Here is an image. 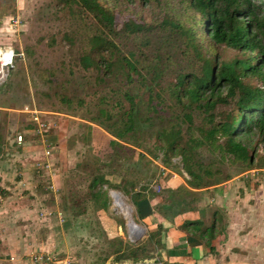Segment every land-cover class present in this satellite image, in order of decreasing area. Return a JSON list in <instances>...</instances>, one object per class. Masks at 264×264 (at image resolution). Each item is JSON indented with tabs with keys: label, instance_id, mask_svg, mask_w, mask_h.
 <instances>
[{
	"label": "rangeland",
	"instance_id": "obj_1",
	"mask_svg": "<svg viewBox=\"0 0 264 264\" xmlns=\"http://www.w3.org/2000/svg\"><path fill=\"white\" fill-rule=\"evenodd\" d=\"M103 1L114 10L117 29L121 32L114 40L121 53L135 59L141 71L131 79L120 75L98 81L96 69L81 67L79 57L89 47L87 35L95 28L92 16L79 19L60 0H0V46H11L24 53L17 57L7 78L0 80V264H60L58 261L65 258L73 264H103L108 258L100 259L110 257L125 244H120L119 238L109 239L106 235L102 214L98 212L101 208L92 199L88 187L94 174L111 179L119 175L124 186L126 181L130 188L127 193L107 183L101 185L109 194L106 215L125 226L126 243L132 245L143 241L145 232H136L138 237L130 235V220L139 224L134 218L133 195L141 191L168 195V183L161 184L160 191L154 185L160 184L158 181L165 179V175L178 174L185 179L188 176L180 171V156L172 158L177 162L176 168L165 167L156 143L159 129L181 121L170 87L179 74L199 72L202 57L212 56L216 51L232 57L234 52L201 42L199 37L191 45L187 44L188 38L181 29L191 26L192 22L191 9L184 0L144 4L131 0ZM16 19H20L19 25H15ZM129 19L152 25L153 29L122 30ZM145 37L149 42L141 44ZM131 52H135L134 57ZM197 52L201 53L200 57ZM147 85L154 86L155 91L159 87L165 89L164 101L159 107L164 109L153 113L152 123L142 122V129L133 134L132 148L112 147L108 137H113V130L122 127V117L129 106L124 93L131 92L140 98L141 116L146 115L149 113ZM198 113L194 116L196 125H207L202 113ZM182 127L186 130V124L182 123ZM17 133L24 135L23 144L15 142ZM45 133L52 135L49 154L48 143L40 141L46 138ZM253 139L254 143L260 141L259 136ZM56 140L66 142L65 147L59 145L56 150L53 146ZM195 159L210 163L214 176L206 178L202 173L209 182L252 170L264 173L262 165L242 170L240 163L221 162L220 153H212L207 147H199ZM39 161L47 163L40 168ZM255 161L264 165L262 141ZM114 179L109 182L116 183ZM62 189L64 193L57 195ZM115 193L130 206L128 215L114 204ZM175 193L185 198L190 194L184 187ZM56 204L62 209L59 217L52 209ZM74 213L80 218L77 222ZM67 221L71 222L70 230L58 229ZM60 245L62 249L57 252L54 246L60 248Z\"/></svg>",
	"mask_w": 264,
	"mask_h": 264
},
{
	"label": "trees",
	"instance_id": "obj_2",
	"mask_svg": "<svg viewBox=\"0 0 264 264\" xmlns=\"http://www.w3.org/2000/svg\"><path fill=\"white\" fill-rule=\"evenodd\" d=\"M131 1L144 4L159 0ZM184 1L191 9L189 17L191 16L192 22L191 26L181 29L188 38L187 44L191 45L192 40L199 37L201 42L207 41L212 46L217 44L225 50L234 52L232 57H224L216 51L212 56L202 57L199 72H185L177 76L170 90L174 104L179 108L181 121L179 124L163 127L156 133V143L165 167L176 168L174 166L177 162H173L172 158L180 156L182 162L180 171L188 175L185 179L187 184L194 188H202L228 180L234 175H226L222 180L216 178L207 181L205 177L212 178L214 171L211 170L210 163L205 164L202 160L195 159V151L199 147H207L212 153L219 152L221 162L228 161L231 165L240 163L242 170L256 168L258 165L264 166L261 162L258 164L255 161L258 144L262 141L264 145V0ZM60 2L63 7L70 10L71 15H77L79 19L92 16V26L95 28L87 35L89 47L79 57L81 67L96 69L98 81L120 75H126L131 79L134 73L141 74L136 60L130 55L122 54L114 40L121 32L117 29L115 13L111 7L103 0ZM126 29L130 32L137 30L144 32L153 28L152 25L146 26L129 19L122 28L124 31ZM145 38L141 44L149 42V38ZM130 54L132 57L135 56V52ZM196 55L200 57L201 53L197 52ZM147 88L149 113L143 116L139 102L141 99H137L131 92L124 93L123 98L129 106L122 117V127L113 130L111 133L113 137H108L112 147L132 148L130 145L134 144L130 142L134 140L133 134L142 129V122L152 123L153 113L164 109L159 107L164 101L165 89L159 87L155 91L154 86L148 85ZM196 111L198 114L202 113L207 125L204 123L196 125L194 118ZM182 123L186 124V130L183 129ZM101 131H98L100 135ZM49 134L46 133L45 136L47 141L51 142L52 135ZM254 136H259L260 141L254 143ZM105 183L130 192L126 181L124 186L122 180L111 183L106 175L94 174L88 187L92 199L97 202L99 208L106 209L110 203L107 190L101 187ZM169 192L168 195L152 194L158 195L163 201L173 202L174 206L175 203L179 206L184 205L185 197L175 198L176 193ZM159 209L165 217L170 212L173 214L176 212L172 210L173 205L167 203L159 206ZM73 215L78 216V213ZM223 226L222 215L215 212L211 225H205L202 220H193L186 221L182 228L202 239L209 250L215 252L214 240L225 234ZM163 230L164 226L161 224L157 233H151L146 241H138L133 245L125 243L122 248L115 250L113 260L138 261L152 256L156 250L155 246L161 243L158 237ZM107 258L108 255L100 260L104 261Z\"/></svg>",
	"mask_w": 264,
	"mask_h": 264
},
{
	"label": "crops",
	"instance_id": "obj_3",
	"mask_svg": "<svg viewBox=\"0 0 264 264\" xmlns=\"http://www.w3.org/2000/svg\"><path fill=\"white\" fill-rule=\"evenodd\" d=\"M40 141L51 143L47 139H40ZM65 144L66 142L56 140V150H59V145L65 147ZM248 172L202 188L189 186L184 176L178 174L167 175L165 179L161 178L159 182L163 185L168 183L166 187H169L170 191L175 192L184 187L190 193L183 206H179L178 203L174 206L173 202L163 201L161 197L150 194L149 191L139 190L141 194H132L134 218L139 222L138 225H142V231H145L142 240L146 241L151 233H157L159 225L162 224L164 230L158 237L161 243L155 246L156 250L148 258L115 262L111 260L113 254L103 264H264V173H258L255 170ZM257 174L258 176L255 177ZM106 178L110 181L114 179L107 175ZM118 178L121 180L118 175L114 182H120ZM251 182L252 185H250ZM62 193L64 189L57 191V195ZM174 197L180 198L178 194ZM174 197L172 196L173 199ZM160 202L161 205L172 204V210L176 212L174 214L170 212L165 217L159 209ZM41 204L46 206L48 202H41ZM52 209L56 210L55 216L59 217L62 214L60 204H56V207ZM104 210L106 209L101 208L98 212L102 214L101 223L106 230L107 237L109 239L119 238V243L124 242L125 244L127 242L124 235L125 226L123 227L122 223L117 222L111 216H107ZM215 212H219L223 217L225 234L214 240L215 252H211L202 239L187 232L182 226L186 221L193 220H202L205 225H211ZM28 213L29 210H27V215ZM75 215H73L74 220L77 222L80 218ZM64 223L66 224H61L58 229L70 230L71 222ZM127 229L126 227L129 233ZM136 232L139 233V231ZM138 233L134 236L138 237ZM79 246L82 248V245ZM54 247L57 252L62 249V245L60 248Z\"/></svg>",
	"mask_w": 264,
	"mask_h": 264
},
{
	"label": "built area",
	"instance_id": "obj_4",
	"mask_svg": "<svg viewBox=\"0 0 264 264\" xmlns=\"http://www.w3.org/2000/svg\"><path fill=\"white\" fill-rule=\"evenodd\" d=\"M21 23L20 19L15 20V25H19ZM0 46V80H5L8 76L10 68L14 67V62L19 56L22 57L24 55L23 51L22 52H17L15 48L8 46L7 48H3ZM1 81V82H2ZM0 122H1V109H0ZM46 132L40 131V133ZM46 134V133H45ZM43 134V135H45ZM15 142L17 144H23L24 141V135L22 133H17L15 135ZM46 139V138H45ZM51 152V145L48 143V148H47V154ZM47 162H41L39 161L37 164L40 168H43V165ZM159 182V181H158ZM155 190L160 191L161 190V183L154 185ZM49 258V257H48ZM56 262V259H55ZM60 264H73L72 260L65 258V260H59Z\"/></svg>",
	"mask_w": 264,
	"mask_h": 264
},
{
	"label": "bare ground",
	"instance_id": "obj_5",
	"mask_svg": "<svg viewBox=\"0 0 264 264\" xmlns=\"http://www.w3.org/2000/svg\"><path fill=\"white\" fill-rule=\"evenodd\" d=\"M115 204L117 206H120V208L125 212V214H129L130 213V206L125 203V201H123V199L121 198V196H119V194L115 193ZM134 231L136 233V231H142V228L140 225H138L137 223H133L131 224V231Z\"/></svg>",
	"mask_w": 264,
	"mask_h": 264
},
{
	"label": "water",
	"instance_id": "obj_6",
	"mask_svg": "<svg viewBox=\"0 0 264 264\" xmlns=\"http://www.w3.org/2000/svg\"><path fill=\"white\" fill-rule=\"evenodd\" d=\"M133 223H135V222L133 221V219H131L130 223H129V229H130V235H132V236H134V234H135V232L133 230L131 231V224H133Z\"/></svg>",
	"mask_w": 264,
	"mask_h": 264
}]
</instances>
